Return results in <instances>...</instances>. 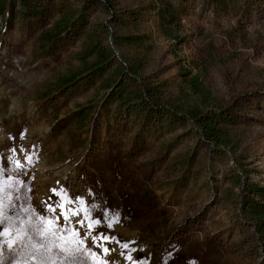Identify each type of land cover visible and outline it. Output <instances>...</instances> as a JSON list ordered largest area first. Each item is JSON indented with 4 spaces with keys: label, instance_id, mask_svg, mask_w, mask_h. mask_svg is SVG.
<instances>
[{
    "label": "rangeland",
    "instance_id": "obj_1",
    "mask_svg": "<svg viewBox=\"0 0 264 264\" xmlns=\"http://www.w3.org/2000/svg\"><path fill=\"white\" fill-rule=\"evenodd\" d=\"M0 171L2 264H264V0H0Z\"/></svg>",
    "mask_w": 264,
    "mask_h": 264
},
{
    "label": "trees",
    "instance_id": "obj_2",
    "mask_svg": "<svg viewBox=\"0 0 264 264\" xmlns=\"http://www.w3.org/2000/svg\"><path fill=\"white\" fill-rule=\"evenodd\" d=\"M66 85L65 83H60V89L64 88ZM49 94L44 95L41 97L38 101L40 104V107H42L46 103V99L48 98ZM89 138L91 140L93 134L89 133ZM249 191L251 192V195H260L264 196V193L262 190H259L256 186L250 187ZM249 193L246 195L245 199L242 202L241 211L242 216L246 218L249 223H251L255 229L256 232L259 234L260 238H264V203L262 201H258L254 199Z\"/></svg>",
    "mask_w": 264,
    "mask_h": 264
},
{
    "label": "snow or ice",
    "instance_id": "obj_3",
    "mask_svg": "<svg viewBox=\"0 0 264 264\" xmlns=\"http://www.w3.org/2000/svg\"><path fill=\"white\" fill-rule=\"evenodd\" d=\"M0 174H2V171H0ZM6 189L2 186H0V264H2V259H3V248L5 245V233L3 229L6 226L11 225L10 219L7 217V214L3 210V198L5 195ZM18 199V197H16ZM63 215V214H62ZM65 220H67V217H64ZM99 221H97L98 223ZM52 221H49V224H52ZM107 239V237H105ZM7 247L10 250H15V241H10L7 243Z\"/></svg>",
    "mask_w": 264,
    "mask_h": 264
}]
</instances>
